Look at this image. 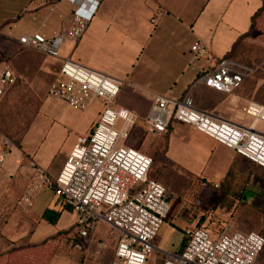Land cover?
I'll use <instances>...</instances> for the list:
<instances>
[{
  "label": "crops",
  "instance_id": "0c3cea01",
  "mask_svg": "<svg viewBox=\"0 0 264 264\" xmlns=\"http://www.w3.org/2000/svg\"><path fill=\"white\" fill-rule=\"evenodd\" d=\"M73 1L0 0V37L13 46H21L18 40L23 35L56 36L70 25ZM90 1L96 8L85 34L76 44L65 43L61 56L123 80L125 84L117 104L136 113L142 121L154 94L181 100L200 77L220 64L238 41L258 33L264 39V0H182V11L188 10L184 15L175 10L179 0ZM193 9L197 10L196 14ZM198 39L207 48L205 58L196 59L191 52ZM43 56L61 63L59 59ZM256 87H250L249 83L243 87L238 96L242 111L248 100L257 102L253 95ZM192 97L201 110L224 118L235 117L237 110L225 93L199 84L193 89ZM96 106L95 103L85 111H73L76 132L66 129L63 136L51 124L41 140L29 146V131L44 114L43 104L20 145H15L10 152L0 180V264H74L84 260L91 264H110L113 261L118 230L100 221L86 249L73 248L77 215L51 189L40 191L31 209L17 206L28 184L27 174L20 172L21 166L34 160L50 176L57 177L77 137L92 130L95 116L91 118V113ZM153 136L163 142V149L159 156L155 154L151 176L166 185L170 202L174 194L169 179L178 176L196 182H213L219 191L232 167L250 164L233 149L179 120L172 121L167 133ZM7 173H15L14 178L4 180ZM183 201L178 203L176 217L189 219L184 226L187 229L198 224L202 212ZM185 229H182L183 236ZM184 243L185 237L175 253L159 250L154 244L152 254H162L164 263L175 258Z\"/></svg>",
  "mask_w": 264,
  "mask_h": 264
},
{
  "label": "built area",
  "instance_id": "2783aa9c",
  "mask_svg": "<svg viewBox=\"0 0 264 264\" xmlns=\"http://www.w3.org/2000/svg\"><path fill=\"white\" fill-rule=\"evenodd\" d=\"M73 3L70 25L61 33L53 37L41 33L23 35L18 43L61 61L60 71L49 85L48 97L61 100L76 111H85L99 102L103 111L90 133L77 137L57 177L50 176L34 160L21 166L20 172L27 174L28 184L17 206L29 210L40 191L51 189L77 215L73 227L77 250L86 249L97 224L104 221L119 232L110 264H147L155 248L154 240L172 210L168 189L149 177L153 158L126 146L139 118L117 104L124 81L61 56L65 43L76 44L83 37L96 8L90 0ZM191 52L196 59L208 54L199 39ZM252 74L253 69L223 59L214 70L200 77L181 100L154 94L143 120L145 129L153 135L167 133L172 121L179 120L264 169V103L248 100L243 104V112L250 117L249 123L244 124L199 109L192 97L199 84L233 95ZM16 81L15 70L4 65L0 70V97ZM14 147L13 140L0 131V180ZM14 176L15 173H7L4 180ZM184 237L181 252L163 264H255L264 248L262 234L231 233L228 227L211 233L206 227L190 226L184 230ZM74 264L91 263L84 260Z\"/></svg>",
  "mask_w": 264,
  "mask_h": 264
},
{
  "label": "rangeland",
  "instance_id": "374dc122",
  "mask_svg": "<svg viewBox=\"0 0 264 264\" xmlns=\"http://www.w3.org/2000/svg\"><path fill=\"white\" fill-rule=\"evenodd\" d=\"M183 5L182 0H179L175 9L182 15L188 13V10L182 11ZM192 11L197 13L195 9ZM250 35L251 37L247 40L239 42L234 57L244 66L253 69V74L246 79L247 81L245 80L242 88L233 95H229V103L237 111L235 117H227L244 124L249 123L250 117L240 109L238 96L245 84L249 83L252 88L257 86L253 94L254 99L257 102H264V39L261 33ZM4 65H10L15 70L18 81L7 90L3 97H0V131L16 141L20 140L44 104V114L30 128L27 140L29 146L40 141L51 124H55L56 129H60L63 136L66 129L76 132L77 125L73 123L76 112H73L74 110L61 100L50 97L46 100L47 89L56 71L57 62L35 50L23 49L19 45L13 46L0 37V68ZM96 105L91 113V118L95 116L94 125L103 111L101 103L97 102ZM60 126L63 128H59ZM126 146L147 154L155 160V157L162 153L163 142L157 136L148 133L143 121L139 119ZM169 181L173 186L174 194L171 200V217L173 218L169 217L166 220L167 222L163 224L154 240L159 250L175 253L183 243L182 229H185L184 226L189 219L176 217V211L180 209L178 203L181 200L196 206L202 212L197 225L206 227L211 233L228 227L231 233L255 232L264 236V170L257 168L254 177L246 186L247 200L241 202L237 199L228 201L222 199L219 203V191L214 188L213 182H196L186 177L178 178V176ZM169 193L168 190V196ZM177 196H181L182 199ZM163 260L164 256L155 252L150 255L147 264H163ZM255 264H264V248Z\"/></svg>",
  "mask_w": 264,
  "mask_h": 264
},
{
  "label": "trees",
  "instance_id": "16d2710c",
  "mask_svg": "<svg viewBox=\"0 0 264 264\" xmlns=\"http://www.w3.org/2000/svg\"><path fill=\"white\" fill-rule=\"evenodd\" d=\"M241 41V40H240ZM238 41L232 48V50L228 53V55H226L224 57L225 60H231L233 62H236L238 64H241L239 61H237L234 57L235 55V51L236 48L238 47L239 42ZM243 65V64H241ZM61 68V63L57 65L56 71L54 73L53 79L52 81L56 78L58 72L60 71ZM18 81V79H17ZM16 81V83H17ZM51 81V82H52ZM247 81V80H246ZM244 81V83L246 82ZM243 83V84H244ZM242 84V86H243ZM14 85V84H13ZM12 85V86H13ZM241 86V88H242ZM11 87V86H10ZM9 87V88H10ZM8 88V89H9ZM7 89V90H8ZM7 92V91H6ZM6 94V93H5ZM257 101V100H256ZM260 103H264V102H260ZM31 126V125H30ZM30 126L26 129V131L24 132V135L22 136V138L25 136L26 132L28 131V129L30 128ZM6 135V134H5ZM8 136V135H7ZM10 137V136H9ZM11 138V137H10ZM15 140L12 139L15 145H20L21 140ZM241 156V155H240ZM243 157V156H242ZM245 158V157H244ZM248 160V159H247ZM250 162L249 165L247 164H236V166L232 167V169L229 171L227 178L225 179V181L222 182L221 184V189H219V203L221 202L222 199L225 200H232V199H237V201L241 202V201H246L247 200V189L246 186L247 184L250 182L251 178L254 176L257 167H259L258 165H256L255 163H253L252 161L248 160ZM153 165H154V159H153ZM152 165V167H153ZM263 169V168H261ZM152 170V168H151ZM151 170L149 172V177L153 180H157L155 178H153L151 176ZM264 170V169H263ZM159 181V180H157ZM76 239L73 241V245L72 247L75 248L76 246ZM185 244V243H184Z\"/></svg>",
  "mask_w": 264,
  "mask_h": 264
}]
</instances>
